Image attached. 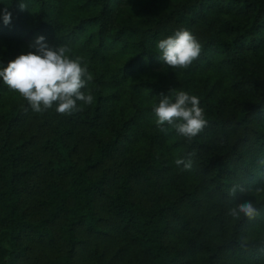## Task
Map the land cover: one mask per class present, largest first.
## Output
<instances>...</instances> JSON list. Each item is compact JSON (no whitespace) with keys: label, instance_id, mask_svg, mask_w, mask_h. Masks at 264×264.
Segmentation results:
<instances>
[{"label":"trees","instance_id":"obj_1","mask_svg":"<svg viewBox=\"0 0 264 264\" xmlns=\"http://www.w3.org/2000/svg\"><path fill=\"white\" fill-rule=\"evenodd\" d=\"M180 29L201 53L169 68ZM41 35L94 99L39 114L0 80V264H264V0H0V67ZM179 91L207 120L191 141L156 125ZM244 200L255 219L229 215Z\"/></svg>","mask_w":264,"mask_h":264},{"label":"clouds","instance_id":"obj_2","mask_svg":"<svg viewBox=\"0 0 264 264\" xmlns=\"http://www.w3.org/2000/svg\"><path fill=\"white\" fill-rule=\"evenodd\" d=\"M26 5L21 2L20 8ZM11 12L2 10L5 25L11 22ZM159 57L169 68H188L201 53V44L187 29L175 31L172 36L158 41L156 45ZM32 49L10 60L6 66L0 67V80L27 101L35 113L42 114L55 105V111L62 115H70L82 111L83 105L93 102V95L88 89L93 76L89 73L80 56L71 58L67 45L52 46L44 36H37L29 45ZM157 106L153 108L156 125L164 131L167 123L174 127L177 133L189 141L196 137L207 125L204 110L199 106V98L179 91L173 100L168 95H161ZM177 166L183 165L184 170L192 167L190 160L177 159ZM242 187L234 186L230 195ZM229 215L239 219L241 215L249 220L260 215L253 200H244L229 209Z\"/></svg>","mask_w":264,"mask_h":264}]
</instances>
